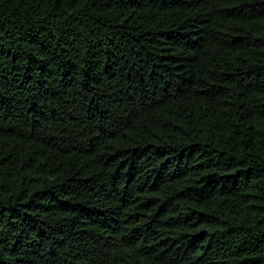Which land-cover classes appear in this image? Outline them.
Segmentation results:
<instances>
[{
    "label": "trees",
    "instance_id": "trees-1",
    "mask_svg": "<svg viewBox=\"0 0 264 264\" xmlns=\"http://www.w3.org/2000/svg\"><path fill=\"white\" fill-rule=\"evenodd\" d=\"M0 264H264V0H0Z\"/></svg>",
    "mask_w": 264,
    "mask_h": 264
}]
</instances>
